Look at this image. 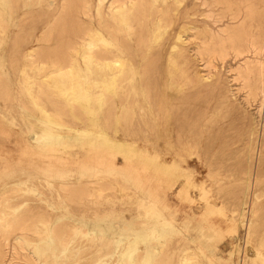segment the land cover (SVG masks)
Returning a JSON list of instances; mask_svg holds the SVG:
<instances>
[{
	"label": "rangeland",
	"instance_id": "obj_1",
	"mask_svg": "<svg viewBox=\"0 0 264 264\" xmlns=\"http://www.w3.org/2000/svg\"><path fill=\"white\" fill-rule=\"evenodd\" d=\"M37 1L26 5L24 0H0L2 196H9L8 199L17 203L31 201L33 194H25L20 187L44 184L45 178L54 186L66 180L110 182L115 187L107 193H114L103 201L112 203L113 206L108 207L121 209L116 214L120 221L116 231L142 232L145 227L152 226L155 228L153 245L158 248V237L161 242L165 239L161 236L164 230L167 232L164 234L170 253L169 264H184V258L185 264H219L216 261L218 248L222 250L220 256L223 255V259L230 255V264H264V246L261 245L264 241V148H260V141L264 139V94L259 93L245 102L246 89L240 79H234L235 69L244 59L264 62V49L257 55L253 52L236 55L229 50L224 57H215L212 67L205 66L193 50H189L190 66L200 75H210L211 78L218 75L222 88L232 91L230 99L234 105H220L213 109L215 97L210 95L207 109L199 103H185L167 114L158 109L155 120L148 122L143 130L135 124L130 129L131 134L119 137V125L113 126V130L105 127L104 102L101 106L98 103V99L104 100V70L95 71L94 75L92 72L71 74L61 79L55 75L44 76L45 73L30 66L23 56L32 35L40 31L55 9L37 4ZM216 1L184 0L181 4L180 8L190 9L195 3L198 9V15L193 16L200 21L196 22V28L192 26L180 32V40L189 47L198 42L194 36L203 22L215 29L228 22L226 17L219 18L223 5ZM232 1L244 3V0ZM249 2L261 3L264 7V0ZM207 14L220 20L213 24L205 17ZM257 22L255 18V27ZM176 30L178 27L174 32ZM54 42L53 35L46 43L53 45ZM36 77L42 78L36 80ZM137 79L138 76L133 84ZM149 87L151 96L173 98L166 93L163 81L155 88L150 82ZM183 87L186 89L187 85ZM128 90L133 100L140 98V93L137 94L130 85ZM79 103L94 109L97 114L80 111V118H74L72 112ZM132 108L135 109L136 105L133 104ZM203 111L208 113L209 120L201 116ZM164 125L169 128L166 137L162 135ZM33 130L45 137L41 143L31 137ZM253 142V154H261L258 167L255 159L251 161ZM256 173L259 182L254 184ZM8 186L13 188L7 189ZM161 200L165 201L162 203ZM208 205L215 207L206 211ZM249 208L257 209L251 230L245 233L240 217L236 216L233 223L241 229L233 243L235 246L228 243L222 247L225 239L229 240L223 236L226 232L219 230L215 223L221 222L224 227L228 223L222 221L231 217L232 210L237 213L239 209L247 211ZM124 221L125 225L121 226ZM174 226L177 231L172 232Z\"/></svg>",
	"mask_w": 264,
	"mask_h": 264
},
{
	"label": "bare ground",
	"instance_id": "obj_2",
	"mask_svg": "<svg viewBox=\"0 0 264 264\" xmlns=\"http://www.w3.org/2000/svg\"><path fill=\"white\" fill-rule=\"evenodd\" d=\"M33 1L24 0V3L28 5ZM183 1L38 0L37 4L43 3L44 6L55 9L40 31L32 35L30 45L24 50L23 56L30 66L45 73L44 76L55 75L61 79L71 74L87 75L104 70V100L98 99V103L101 106L104 102L105 127L113 130V126L119 125V137L125 138L131 134L130 129L135 124L141 130L148 122L154 121L158 109L165 110L167 114L172 108L181 107L185 103H199L207 109L210 95L215 97L213 109L220 105L231 107L234 105L230 99L232 91L222 88L218 75L211 78L210 75H200L195 71L190 66L189 50H193V54L207 67H212L213 59L224 57L229 50L234 51L236 55L248 52L260 54L264 49V28L261 27L264 25V7H261V0L257 2L259 5L249 0H244L243 4L232 0H217L216 3L223 5L219 18L226 17L228 22L217 29L203 22L194 36L198 42L193 47L180 40V32L192 26L196 28V22L200 21L193 16L198 15V9L195 3L190 9L184 6L180 8ZM205 17L210 18L213 24L220 20L213 18L211 14ZM255 18L258 20L256 27ZM177 27L178 30L174 32ZM53 35L55 42L48 45L46 42ZM28 71L30 69H27ZM235 74L234 79H240L246 89L243 99L245 102L259 93L264 94V62L246 58L237 65ZM137 76V83L133 84ZM40 78L42 77H36V80ZM162 81L166 93L173 95V98L149 95L150 82L155 88ZM129 85L137 94L140 93V98L133 100L128 90ZM185 85L186 89L183 87ZM133 104L136 105L135 109L132 108ZM77 105L79 107H74L72 112L74 118H80V111L97 114V111L94 112V109L84 104ZM201 114L204 120H209L206 111ZM252 129L251 127L248 131L249 135ZM168 132L169 128L164 125L162 135L166 137ZM30 134L36 143L45 139L40 133ZM254 143L251 147V161L255 159L258 167L261 154H253ZM260 148H264V139L260 141ZM43 181L44 184L20 187L25 194H33L31 201L17 203L14 199H8L9 196H2L3 192L0 191V200L2 197L6 198L0 201V264L170 263L164 230L161 236L165 239L161 242L158 237V248L153 245L152 235L155 228L152 226L145 227L142 232L116 231L120 227L116 214L121 209L108 207L112 203L108 200L109 204H105L103 201L113 195V191L112 194L107 193L114 189L112 183H101L98 180L89 183L66 180L54 186L46 178ZM258 182L256 173L254 184ZM11 188L13 187H7ZM19 192L23 195L22 191ZM214 207L208 205L206 211ZM256 215L255 208H249L247 211L239 209L237 213L232 210L231 217L222 221L227 222V225L223 227L221 222L215 223L219 230L226 232L223 236H227L229 240L225 239L222 247H226L228 243L233 244L237 239L241 228H237L233 223L236 216L240 217L241 227L248 233ZM124 223L125 221L121 226H124ZM171 231H177V228L174 226ZM261 245L264 246V241ZM221 252L218 248L216 261L219 264H230V255L223 259ZM206 256L210 258L211 254ZM182 261L185 264L186 258Z\"/></svg>",
	"mask_w": 264,
	"mask_h": 264
}]
</instances>
